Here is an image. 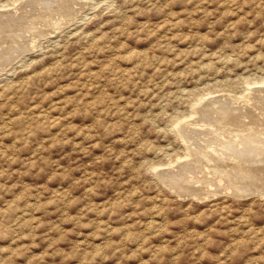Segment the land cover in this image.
<instances>
[{"label": "rangeland", "instance_id": "1", "mask_svg": "<svg viewBox=\"0 0 264 264\" xmlns=\"http://www.w3.org/2000/svg\"><path fill=\"white\" fill-rule=\"evenodd\" d=\"M0 59V264H264L262 173L166 178L264 127V0H0Z\"/></svg>", "mask_w": 264, "mask_h": 264}, {"label": "bare ground", "instance_id": "2", "mask_svg": "<svg viewBox=\"0 0 264 264\" xmlns=\"http://www.w3.org/2000/svg\"><path fill=\"white\" fill-rule=\"evenodd\" d=\"M56 1V0H55ZM66 1V0H65ZM71 1V0H70ZM14 2V1H13ZM23 2V1H22ZM45 3V2H44ZM53 3V2H52ZM42 4V3H41ZM10 7V6H9ZM19 7V6H18ZM33 8V7H32ZM55 8V7H53ZM68 8V7H67ZM2 10V9H1ZM59 10V9H58ZM28 11V10H27ZM56 12V11H55ZM57 13V12H56ZM70 14V13H69ZM10 15V14H9ZM23 15V14H22ZM45 15V14H44ZM5 16V15H4ZM35 16V15H34ZM65 17V16H64ZM46 21V20H45ZM67 22V21H66ZM32 25V24H31ZM3 26V25H1ZM64 26V25H63ZM6 27V26H5ZM25 27V26H24ZM65 27V26H64ZM38 28V27H37ZM41 29V28H40ZM21 30V29H20ZM48 32V31H47ZM12 34V33H11ZM26 34V33H25ZM15 35V34H14ZM16 36V35H15ZM24 39V38H23ZM16 45V44H15ZM14 46V45H13ZM2 47V46H1ZM8 47V46H7ZM15 47V46H14ZM18 47V46H17ZM6 48V47H5ZM16 48V47H15ZM2 49V48H1ZM11 49V48H10ZM12 52V51H10ZM2 53V52H1ZM5 53V52H4ZM14 55V54H13ZM25 55V54H24ZM15 59V58H14ZM17 59V58H16ZM1 60V59H0ZM1 66V65H0ZM255 82V81H254ZM262 82H264L262 80ZM253 86V85H252ZM256 87V86H255ZM252 88V87H250ZM260 89V87H259ZM251 91V90H250ZM248 91V92H250ZM224 95V94H223ZM209 97V96H208ZM215 98V97H214ZM218 99V98H217ZM249 100V99H248ZM206 101V100H205ZM211 102V101H210ZM205 103V102H204ZM208 103V102H207ZM255 103V102H254ZM261 103V102H260ZM219 104V103H218ZM217 104V105H218ZM221 104V103H220ZM263 104V103H262ZM256 105V104H255ZM234 106V105H233ZM206 107V106H205ZM209 107V106H208ZM211 107V106H210ZM249 107V106H248ZM259 108V107H258ZM222 109V108H221ZM217 109V110H221ZM255 109V108H254ZM261 109V108H260ZM259 109V110H260ZM205 110V109H204ZM208 110V109H207ZM235 110V109H234ZM262 110H264L262 108ZM214 110H212L213 112ZM232 112V110H230ZM239 111V110H238ZM248 111V110H247ZM252 111V110H251ZM256 111V110H255ZM261 111V110H260ZM216 112V111H214ZM223 112V111H222ZM241 112V110H240ZM258 112V110H257ZM262 112V111H261ZM260 112V113H261ZM221 113V112H220ZM219 113V114H220ZM244 113V112H243ZM242 113V114H243ZM259 113V114H260ZM264 113V112H262ZM201 114V113H200ZM228 114V113H227ZM230 114V113H229ZM228 114V115H229ZM253 114V113H252ZM251 114V115H252ZM222 115V113H221ZM245 115V114H244ZM248 115V114H247ZM226 116V115H225ZM233 116V115H232ZM253 116V115H252ZM259 116V115H258ZM263 116V114H262ZM186 117V116H185ZM191 117V116H190ZM198 117V116H197ZM208 117V116H207ZM188 118V117H187ZM195 118V117H194ZM216 118V117H215ZM226 118V117H225ZM193 119V118H192ZM203 119V118H202ZM223 119V118H222ZM230 119V118H229ZM182 120V119H180ZM200 120V119H199ZM228 120V118H227ZM226 120V121H227ZM192 121V120H191ZM195 121V120H194ZM238 121V120H237ZM236 121V122H237ZM253 121V120H252ZM209 122V121H208ZM216 122V121H215ZM239 122V121H238ZM247 122V121H246ZM250 122V121H249ZM256 122V121H255ZM259 122V121H258ZM179 123V122H178ZM193 123V121H192ZM201 123V122H200ZM211 123H213L211 121ZM219 121H217L218 125ZM221 123V121H220ZM229 123V122H228ZM232 123V122H231ZM241 123V122H240ZM186 124V123H185ZM195 124V123H194ZM204 124V123H203ZM216 124V123H215ZM253 124V122H252ZM190 125V124H189ZM196 125V124H195ZM211 125V124H210ZM227 125V124H226ZM243 125V124H242ZM263 125V124H262ZM202 126V125H201ZM220 126V125H219ZM223 126V125H222ZM234 126V125H232ZM227 127V126H226ZM249 127V125H248ZM252 127V126H251ZM261 127V126H260ZM263 127V126H262ZM181 128V127H180ZM189 128V127H188ZM211 128V127H210ZM220 128V129H219ZM215 128V129H209L205 130L208 135L210 134V137L204 138L198 140L197 142H193L192 144L194 147L189 148V153L193 156V160L186 163L185 166L189 167L187 168V175L186 173L184 175H181L178 177L177 175H171V177L168 175L166 176L167 179H171V181L176 177L177 180L182 177L183 181L188 182V179L192 180V184H197V182H201L202 188L205 184V186L209 183V185H214V181H217L216 186L217 188H229L233 189L236 195H247L250 194V192L259 189H255V183L259 179L258 177H263L264 175V127L263 128H239V129H233L231 128ZM195 129V128H194ZM228 129H230L228 131ZM186 131V129H185ZM184 131V132H185ZM183 132V131H182ZM180 131V133H182ZM198 132L197 129H189L186 133H196ZM204 133V132H202ZM196 136L197 134H193ZM192 135V136H193ZM199 139V136H197ZM190 145V144H189ZM192 146V145H191ZM188 153V154H189ZM179 159V158H178ZM192 159V158H191ZM184 164V163H183ZM184 166V165H181ZM180 166V167H181ZM160 167V166H159ZM177 167V166H176ZM179 167V168H180ZM178 168V167H177ZM182 168V167H181ZM186 167H184L185 169ZM204 168H207V170H204ZM196 171H195V170ZM156 170V169H155ZM164 170V169H163ZM198 173H193L197 172ZM165 172V171H164ZM167 172V171H166ZM165 172V173H166ZM203 172H206V174H212L214 178H207L206 174L205 176L198 177L196 174H204ZM172 173V172H171ZM180 173V172H179ZM259 173H262L260 175ZM164 175V173H163ZM162 175V176H163ZM167 175V174H166ZM179 175V174H178ZM173 178V179H172ZM175 178V180H176ZM166 179V180H167ZM264 179V178H263ZM262 179V180H263ZM260 180V179H259ZM181 181V179H180ZM255 181V182H254ZM174 182V181H173ZM190 182V181H189ZM167 183L170 185V181L168 180ZM201 183L199 185H201ZM259 183V182H258ZM263 183V182H261ZM218 184V185H217ZM264 184V183H263ZM172 185V184H171ZM174 185V184H173ZM179 185V184H178ZM192 192H195V190H199L197 187L193 188L190 187L188 184H185ZM191 185V183H190ZM181 185H179L180 187ZM183 186V185H182ZM262 186V185H261ZM212 187V186H211ZM263 187V186H262ZM174 188V187H172ZM176 188V187H175ZM183 188V187H182ZM181 188V189H182ZM201 189V188H200ZM212 189V188H211ZM262 192L258 193L261 195V193L264 194V188H262ZM184 191V190H183ZM231 191V190H230ZM259 191V190H258ZM257 192V191H256ZM214 193V192H213ZM230 193V192H229ZM215 194V193H214ZM193 195V193H192ZM196 195V194H195Z\"/></svg>", "mask_w": 264, "mask_h": 264}]
</instances>
